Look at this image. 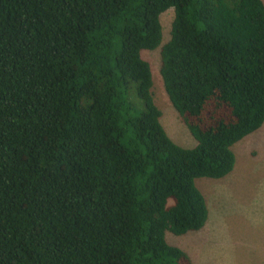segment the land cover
I'll list each match as a JSON object with an SVG mask.
<instances>
[{"label":"trees","instance_id":"16d2710c","mask_svg":"<svg viewBox=\"0 0 264 264\" xmlns=\"http://www.w3.org/2000/svg\"><path fill=\"white\" fill-rule=\"evenodd\" d=\"M196 141L167 135L141 56ZM264 123L263 0H0V264H193L166 232Z\"/></svg>","mask_w":264,"mask_h":264},{"label":"rangeland","instance_id":"374dc122","mask_svg":"<svg viewBox=\"0 0 264 264\" xmlns=\"http://www.w3.org/2000/svg\"><path fill=\"white\" fill-rule=\"evenodd\" d=\"M173 18V8L160 15L161 45L143 50L141 56L150 65L153 99L163 128L176 144L191 148L196 141L172 106L160 75V50L170 38ZM232 150L235 166L229 174L195 180L208 209L205 226L183 235L165 234L168 244L183 250L193 264H264V219L253 221L255 215L264 216V123Z\"/></svg>","mask_w":264,"mask_h":264},{"label":"crops","instance_id":"0c3cea01","mask_svg":"<svg viewBox=\"0 0 264 264\" xmlns=\"http://www.w3.org/2000/svg\"><path fill=\"white\" fill-rule=\"evenodd\" d=\"M262 219H264V216L255 215L253 221H255V220H262ZM204 226H205V225H204ZM204 226H203V227H204ZM262 257L264 258L263 255H262ZM205 259H206V261L208 262L209 258H206V257H205ZM206 264H207V263H206Z\"/></svg>","mask_w":264,"mask_h":264}]
</instances>
